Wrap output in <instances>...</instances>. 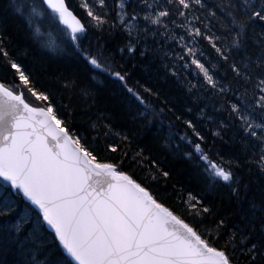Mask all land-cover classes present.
Returning a JSON list of instances; mask_svg holds the SVG:
<instances>
[{
    "label": "snow or ice",
    "instance_id": "obj_1",
    "mask_svg": "<svg viewBox=\"0 0 264 264\" xmlns=\"http://www.w3.org/2000/svg\"><path fill=\"white\" fill-rule=\"evenodd\" d=\"M0 264H264V0H0Z\"/></svg>",
    "mask_w": 264,
    "mask_h": 264
},
{
    "label": "trees",
    "instance_id": "obj_2",
    "mask_svg": "<svg viewBox=\"0 0 264 264\" xmlns=\"http://www.w3.org/2000/svg\"><path fill=\"white\" fill-rule=\"evenodd\" d=\"M16 39L18 40H22V37H16ZM110 43H113V44H116V43H119V38H115L114 40L110 41ZM158 66H154V70L151 72V74L155 77L157 75H162L163 74V70L162 69H159L158 71L155 70L157 69ZM225 151H227V148H225ZM177 167H182L181 165H177Z\"/></svg>",
    "mask_w": 264,
    "mask_h": 264
}]
</instances>
